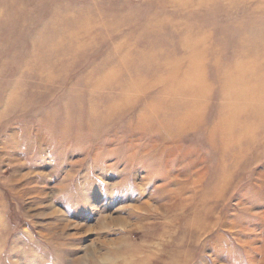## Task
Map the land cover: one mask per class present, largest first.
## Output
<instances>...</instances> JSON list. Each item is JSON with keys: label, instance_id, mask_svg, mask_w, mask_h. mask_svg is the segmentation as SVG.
I'll return each instance as SVG.
<instances>
[{"label": "rangeland", "instance_id": "374dc122", "mask_svg": "<svg viewBox=\"0 0 264 264\" xmlns=\"http://www.w3.org/2000/svg\"><path fill=\"white\" fill-rule=\"evenodd\" d=\"M0 264H264V0H0Z\"/></svg>", "mask_w": 264, "mask_h": 264}]
</instances>
